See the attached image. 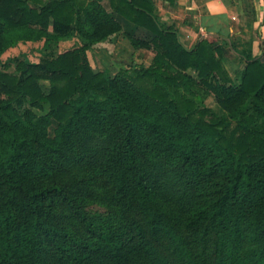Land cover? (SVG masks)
Segmentation results:
<instances>
[{
    "label": "trees",
    "instance_id": "1",
    "mask_svg": "<svg viewBox=\"0 0 264 264\" xmlns=\"http://www.w3.org/2000/svg\"><path fill=\"white\" fill-rule=\"evenodd\" d=\"M116 35L151 63L94 71ZM229 52L152 0H0V264H264V51Z\"/></svg>",
    "mask_w": 264,
    "mask_h": 264
},
{
    "label": "crops",
    "instance_id": "2",
    "mask_svg": "<svg viewBox=\"0 0 264 264\" xmlns=\"http://www.w3.org/2000/svg\"><path fill=\"white\" fill-rule=\"evenodd\" d=\"M152 1L158 21L172 26L180 43L187 49L201 39H207L223 47L226 52L224 62L233 56L242 63L239 56L229 52L231 47L238 53L249 51L251 57H258L264 51V0ZM69 42H61L59 50L67 47ZM25 45L42 47V43H26L17 47ZM78 45L76 38L69 44L70 47Z\"/></svg>",
    "mask_w": 264,
    "mask_h": 264
},
{
    "label": "rangeland",
    "instance_id": "3",
    "mask_svg": "<svg viewBox=\"0 0 264 264\" xmlns=\"http://www.w3.org/2000/svg\"><path fill=\"white\" fill-rule=\"evenodd\" d=\"M72 40V39H71ZM69 40V44L71 43ZM61 48L58 52H63L70 49L69 46ZM20 53H25L31 62H38L41 48H36L32 45H25L12 48L3 54V61L10 57H15ZM154 53L149 50L133 49L130 44L123 39L121 35H116L110 42H103L96 46L95 49H90L88 58L91 67L94 71H107L113 76L120 66H129L132 64L148 66L151 63ZM225 68L232 79H238V72L243 68V63L235 59L233 56L227 57L224 62ZM207 107L218 110L213 95H209L204 99ZM49 135L53 136V128H49Z\"/></svg>",
    "mask_w": 264,
    "mask_h": 264
}]
</instances>
